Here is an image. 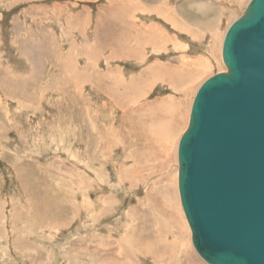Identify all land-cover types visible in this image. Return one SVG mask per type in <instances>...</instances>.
<instances>
[{
	"label": "rangeland",
	"instance_id": "rangeland-1",
	"mask_svg": "<svg viewBox=\"0 0 264 264\" xmlns=\"http://www.w3.org/2000/svg\"><path fill=\"white\" fill-rule=\"evenodd\" d=\"M250 1L0 0V264H207L177 147Z\"/></svg>",
	"mask_w": 264,
	"mask_h": 264
},
{
	"label": "water",
	"instance_id": "water-1",
	"mask_svg": "<svg viewBox=\"0 0 264 264\" xmlns=\"http://www.w3.org/2000/svg\"><path fill=\"white\" fill-rule=\"evenodd\" d=\"M222 62L178 143L180 204L207 264H264V0L229 26Z\"/></svg>",
	"mask_w": 264,
	"mask_h": 264
},
{
	"label": "bare ground",
	"instance_id": "bare-ground-1",
	"mask_svg": "<svg viewBox=\"0 0 264 264\" xmlns=\"http://www.w3.org/2000/svg\"><path fill=\"white\" fill-rule=\"evenodd\" d=\"M141 31V30H140ZM224 40V39H223ZM223 44V43H222ZM221 48H222V46H221ZM221 57H222V52H221ZM194 101V100H193ZM193 104V103H192ZM166 113V112H165ZM190 114V113H189ZM190 119V118H189ZM154 120V119H153ZM167 123V122H166ZM168 124V123H167ZM166 124V125H167ZM178 175H179V172H178ZM177 186H178V181H177ZM178 194H179V186H178ZM179 201H180V198H179ZM182 206V205H181ZM183 209V208H182ZM183 214H184V212H183ZM184 217H185V215H184ZM186 220V219H185ZM187 223H188V221H187ZM189 226V225H188ZM190 229V228H189ZM190 233H191V231H190ZM191 241H192V238H191ZM143 246V245H142ZM193 246V245H192ZM194 248V247H193ZM197 254V253H196Z\"/></svg>",
	"mask_w": 264,
	"mask_h": 264
},
{
	"label": "crops",
	"instance_id": "crops-1",
	"mask_svg": "<svg viewBox=\"0 0 264 264\" xmlns=\"http://www.w3.org/2000/svg\"><path fill=\"white\" fill-rule=\"evenodd\" d=\"M171 204H172V203H171ZM173 205L175 206V204H173ZM174 206H173V207H174ZM166 208H167V207H166ZM170 209L172 210V207L169 205V212H168V214H173V212H172Z\"/></svg>",
	"mask_w": 264,
	"mask_h": 264
}]
</instances>
